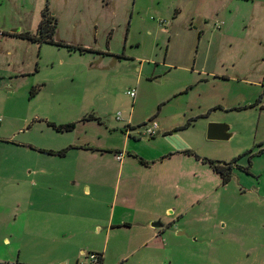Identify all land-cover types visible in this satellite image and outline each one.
Returning <instances> with one entry per match:
<instances>
[{
	"label": "rangeland",
	"instance_id": "1",
	"mask_svg": "<svg viewBox=\"0 0 264 264\" xmlns=\"http://www.w3.org/2000/svg\"><path fill=\"white\" fill-rule=\"evenodd\" d=\"M46 8L55 18L54 43L12 34H35ZM0 118V203L9 201L0 205V252H44L33 235L15 241L8 223L16 220L18 233L26 217L38 233L41 220L66 221L73 189L81 220L108 209L111 186L97 179L89 196L71 181L42 183L40 170L75 169V162L45 167L26 143L89 146L92 151L81 152L95 160L81 162L79 172L103 167L111 181L116 149L157 155L181 145L200 157L190 158L189 185L191 200L203 198L184 219L202 234L198 257L264 264V0H0ZM148 119L158 123L154 137L142 134ZM69 123L75 124L69 131L50 125ZM212 123L227 126L231 136L208 139ZM164 130L173 132L163 138ZM209 160L232 162L227 183ZM29 170L38 172L35 184L27 182ZM11 175L18 181L7 180ZM8 187L31 190L32 205H18V195L6 198ZM46 187L59 204L44 210ZM220 220L228 223L222 233L212 227ZM246 235L256 252L243 248ZM77 236L79 242L99 238ZM125 239H110V250Z\"/></svg>",
	"mask_w": 264,
	"mask_h": 264
},
{
	"label": "crops",
	"instance_id": "2",
	"mask_svg": "<svg viewBox=\"0 0 264 264\" xmlns=\"http://www.w3.org/2000/svg\"><path fill=\"white\" fill-rule=\"evenodd\" d=\"M173 130H164L163 138ZM126 137L127 139H125L129 143L130 135L127 134ZM26 144L40 154L30 157L42 161L45 167L47 163L68 167L71 161L75 162L74 168L77 170L73 168L70 170H53L51 168L40 170L39 177L42 179V183L50 185L52 178H60L61 184L66 186V183L71 181L83 190V195L89 196L92 194V183L97 179L98 183L111 186L108 195L110 200L107 202L108 209L104 216L96 218L95 213H92L87 217V220H81V217L85 215L80 213L82 207L74 197L76 190L73 189L66 199V221L63 220L59 224H55L41 220L38 225V233H34L32 222L26 217L22 220L21 232L17 233L13 227L16 220L8 223L11 224L15 241L20 242L25 237L30 238L33 235L45 251L0 252V264L88 263L89 252L100 253L102 264H213L212 262L207 263L208 261L201 255L198 257L203 253L199 252L200 244L198 242L202 238V234L198 229L191 230L189 224L184 222L190 209L200 203L203 198V195L198 194L195 199L191 200L190 158L191 156L196 160H200V158L186 153L188 149H185L184 146L179 145L175 147L176 149H167L168 151L157 155L127 152L120 162L115 160V152L120 151V149H116L113 159L117 170L113 175V181H111V172H106L103 167L79 172L81 162L88 158L95 160L96 154L81 152L89 151L91 149L89 146L69 144L62 148L68 149L60 155L48 153L46 150L59 151L62 149L34 147L30 143ZM100 165L101 163H99V167ZM37 175V171L29 170L27 173L29 185L37 182ZM18 178L19 176L11 175L7 177V180L15 183ZM50 188L46 187L48 191L45 193L44 199L40 197L42 204L39 207L41 209H50L59 204L57 199L52 200L50 197L52 190ZM25 189L27 188L23 187L21 191H18L8 187L5 193L6 198L21 196V200L17 202L18 205L28 208L32 205L30 202L31 190L25 191ZM98 193L100 192L98 191ZM100 196L97 198L103 201V194L100 193ZM197 199L200 200L197 201ZM3 201L0 205L9 203V201ZM97 209L99 210V205H97ZM212 223V227L218 228L221 233L228 225L223 220ZM234 223L236 226L237 221L234 220ZM244 227H248V224H244ZM261 227L264 228V223L261 224ZM79 234L82 239H86L88 234L89 238L94 235H98L99 238L95 242L93 240L79 242L77 236ZM185 234L187 237H182ZM120 237H125V241L114 243L110 250V239L116 240ZM2 240L8 241L4 238ZM211 240L214 239L211 238ZM51 246L55 248L52 249ZM242 246L246 252H256L257 250L254 238L250 235H246L242 240ZM84 247L90 248L91 251L85 252Z\"/></svg>",
	"mask_w": 264,
	"mask_h": 264
},
{
	"label": "trees",
	"instance_id": "3",
	"mask_svg": "<svg viewBox=\"0 0 264 264\" xmlns=\"http://www.w3.org/2000/svg\"><path fill=\"white\" fill-rule=\"evenodd\" d=\"M55 18L53 16L48 15V9L46 8L42 12V20L41 23L37 29V32L35 34L30 33V32H24V33H12L13 35H19L23 38L32 40V41H38V42H49V43H54L53 39V34L55 32ZM89 118H93L92 115L89 116ZM52 125L57 131H69L75 128L74 123H69V124H64V125H55V124H50ZM68 148L59 150V151H52V150H46L48 153H57V154H64ZM186 153L188 154H193L197 158H200L197 154L190 150H186ZM203 161H207L206 159H203ZM209 163L212 167V169L218 173L221 178L223 183H227L230 178H231V172H232V162L231 163H215L214 161H210Z\"/></svg>",
	"mask_w": 264,
	"mask_h": 264
},
{
	"label": "built area",
	"instance_id": "4",
	"mask_svg": "<svg viewBox=\"0 0 264 264\" xmlns=\"http://www.w3.org/2000/svg\"><path fill=\"white\" fill-rule=\"evenodd\" d=\"M128 94L130 97L134 98L135 97V90L128 91ZM1 121V118H0ZM129 122L127 124V128L125 130L129 129ZM158 123L154 119H148L144 124L141 125L142 129V134L145 136L153 137L156 135V132L158 130ZM123 152L121 151H116L115 152V157L117 160L121 161L123 158ZM88 263L85 262H79L78 264H102L101 262V254L97 252H89L88 255Z\"/></svg>",
	"mask_w": 264,
	"mask_h": 264
},
{
	"label": "water",
	"instance_id": "5",
	"mask_svg": "<svg viewBox=\"0 0 264 264\" xmlns=\"http://www.w3.org/2000/svg\"><path fill=\"white\" fill-rule=\"evenodd\" d=\"M231 133L228 132L227 126H221L215 123L209 124L207 128L208 139H228Z\"/></svg>",
	"mask_w": 264,
	"mask_h": 264
}]
</instances>
